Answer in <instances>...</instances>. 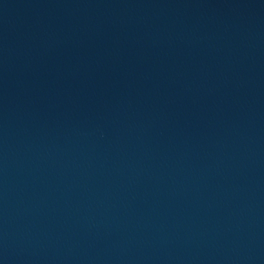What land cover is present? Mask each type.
Returning <instances> with one entry per match:
<instances>
[{"label": "water", "instance_id": "1", "mask_svg": "<svg viewBox=\"0 0 264 264\" xmlns=\"http://www.w3.org/2000/svg\"><path fill=\"white\" fill-rule=\"evenodd\" d=\"M0 264H264V0H0Z\"/></svg>", "mask_w": 264, "mask_h": 264}]
</instances>
